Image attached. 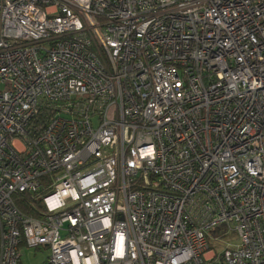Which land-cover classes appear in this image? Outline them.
<instances>
[{
  "label": "built area",
  "instance_id": "1",
  "mask_svg": "<svg viewBox=\"0 0 264 264\" xmlns=\"http://www.w3.org/2000/svg\"><path fill=\"white\" fill-rule=\"evenodd\" d=\"M23 248L264 264V0H0V264Z\"/></svg>",
  "mask_w": 264,
  "mask_h": 264
},
{
  "label": "rangeland",
  "instance_id": "2",
  "mask_svg": "<svg viewBox=\"0 0 264 264\" xmlns=\"http://www.w3.org/2000/svg\"><path fill=\"white\" fill-rule=\"evenodd\" d=\"M231 243L237 245L238 242L235 236L231 237ZM47 255L46 249L33 250L32 248H23L22 250V263L23 264H43Z\"/></svg>",
  "mask_w": 264,
  "mask_h": 264
},
{
  "label": "trees",
  "instance_id": "3",
  "mask_svg": "<svg viewBox=\"0 0 264 264\" xmlns=\"http://www.w3.org/2000/svg\"><path fill=\"white\" fill-rule=\"evenodd\" d=\"M16 203L20 209L25 211L28 214L35 215L34 208L30 205V203L27 201L26 195H23L21 198H18L16 200ZM37 206H39L38 203H36Z\"/></svg>",
  "mask_w": 264,
  "mask_h": 264
}]
</instances>
